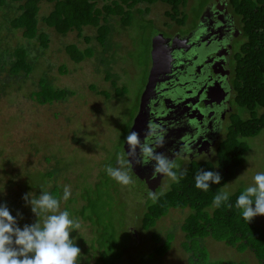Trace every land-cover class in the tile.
Segmentation results:
<instances>
[{
	"label": "rangeland",
	"instance_id": "374dc122",
	"mask_svg": "<svg viewBox=\"0 0 264 264\" xmlns=\"http://www.w3.org/2000/svg\"><path fill=\"white\" fill-rule=\"evenodd\" d=\"M50 9V5L41 4L40 16L47 14ZM4 21L5 19L0 17V55L17 45L26 46L22 33L15 31V34H11L7 31V24ZM129 30H132L133 34L136 33L134 27ZM120 31L122 30H117ZM45 32L50 40L45 51L40 52L37 43L31 42V49H37L33 55L38 58L29 76L23 79L18 77V83L11 82L12 85L3 92L1 90L5 87L3 82L8 83L9 80L5 81L6 76L0 75V203L6 202L14 213L13 216L21 214L22 218L18 217V224L21 227L27 222H32L35 216L22 199L25 193L36 194L40 189L49 192L54 183L61 187L68 185L71 188V196L76 198L79 196L86 205L87 202L100 200V194L95 190H103L101 193L103 209L100 213L103 220L109 219L104 223L108 230L114 233L115 244L113 243L112 248L114 251L125 250L129 256L118 264H130L132 261L148 257L152 244L149 242V236L155 233L162 236L169 232L174 233L175 239L170 251L163 257V264H180L183 257L180 246L185 241L180 225L188 211L170 210L157 221L154 229L146 234L142 233L139 227L140 212L146 208L151 197H145L135 177L132 178L131 184L125 186L112 178L108 179L105 171L108 165L119 166L118 158L123 157L118 138L141 86V72L137 68L145 59L143 48L147 44L148 36L141 37L140 41H137L138 35L137 40L133 37L131 43L133 51L123 52L121 53L123 55L118 54L114 57L115 61L121 64L119 83L124 84L122 87L127 101L124 105L116 103L114 101L116 99H112L113 95L105 99L104 93L98 92L100 88L108 90V83L104 84L106 73L100 70L101 66L97 60H84L75 64L65 54L64 46L77 42L75 35L62 37L53 30ZM85 34L94 36L93 32ZM120 43H123V38L118 41V44ZM79 48L83 49L84 46L81 45ZM62 66L67 70L66 74L59 73ZM110 74L112 77L116 76L115 71ZM44 76L54 87L73 91V96L51 105L36 103L37 101L30 96L38 90L37 83L39 84L40 78ZM95 85L98 88L97 94L90 90V86ZM79 105L89 111L84 114L77 112V115L73 116L72 111L79 108ZM93 111L98 114L94 115ZM236 111L242 119L249 118L247 110L236 106ZM242 141L248 146L247 152L243 155L235 176L221 189L227 191L229 195L238 189L244 190L253 183L256 173L264 172V130L256 137L243 138ZM54 168L60 171L56 178L53 181L44 179L43 175ZM126 169L132 177L127 164ZM176 169L180 170L179 167ZM100 174L104 180H100L98 189H95L94 184L99 181ZM74 182L79 186L78 190H75ZM171 183L168 181L165 184L162 193L170 188ZM160 191L161 189L156 195L161 194ZM71 199L73 200L69 197L66 202ZM77 199L78 203L71 205L70 210L74 216L75 211L83 204L79 198ZM63 207L64 203L60 205V209L63 210ZM74 216L71 217L73 220ZM256 217L254 219L257 223ZM78 222L79 229H76L75 234H70L74 242L83 243L82 248L79 247L81 255L77 264H86V259L89 260L88 264H95L99 253L91 244L96 239L98 231L92 233L86 221ZM262 222L258 224L261 225ZM133 231H136L137 238L133 237ZM107 237L109 238V234ZM206 245L212 258L232 261L242 259L248 264H254L249 252L240 255L223 243L211 239L206 240Z\"/></svg>",
	"mask_w": 264,
	"mask_h": 264
},
{
	"label": "flooded vegetation",
	"instance_id": "af4514ba",
	"mask_svg": "<svg viewBox=\"0 0 264 264\" xmlns=\"http://www.w3.org/2000/svg\"><path fill=\"white\" fill-rule=\"evenodd\" d=\"M251 1L254 2L255 0ZM92 4L95 11L101 10V12H104L102 10L105 8L120 9L122 11L119 16L113 13L106 15V25H109L110 29L104 46H100L99 42L95 40L97 38L95 36L98 35L96 27L87 26L82 30V35L86 37L89 35L85 33L93 32L94 36H90L89 42L78 38L74 32H68L64 36H60L66 37L73 34L77 41L74 42V45L79 50L92 49L93 54L84 60H97L100 64L99 66L103 68L99 67L100 70L106 73L104 84L108 83V90L105 91L101 90V88L98 89L96 85L90 86V90L95 92V94H97V89L98 92L108 93L110 96L114 94L112 83L106 77L108 73L113 71L116 72L118 87L124 85L119 83L121 64L115 61L114 57L123 52L133 51V45H131L133 37L137 40L138 35L137 41H140L141 37L148 36L147 44L143 48L145 50V59L139 67L137 66V69L141 72V86L128 111V119L119 135L118 145L121 147L120 152H123L122 158L125 161L129 159L127 165L132 178L134 176L137 178L139 175L138 177L146 182L152 183L154 181L156 186L155 195L160 189V193L163 194L162 191L165 188V184L168 181L170 183L175 181L167 175L156 173L154 171V162L137 163L134 160L136 163V171L134 172L133 159L128 158L129 146L126 143V137L133 126L137 124L141 128V136L143 137V139L140 138L141 142L150 144L156 152L163 153L168 159L174 161L180 168L179 171L174 169L177 174L187 170L191 164L206 162L213 165L216 164L219 148L227 139L229 131L234 129V120L236 118L242 119L236 111V106L238 105L235 101L237 95L236 85L240 81L237 78V69L239 60L243 57V46L248 41L247 33L244 29L242 0H154L153 2L145 0H92ZM12 7H18V5L13 4ZM12 11L14 12L12 8L8 7V4L0 6V17L7 19L13 13ZM129 16L131 20L124 24L123 20ZM100 23L103 24L102 21ZM133 27L136 32L134 34L131 32L132 30H129ZM41 29L44 33H46L45 30H53L45 26H42ZM117 30L122 31L117 32ZM7 31L9 30L7 29ZM15 31L10 30L9 32L15 34ZM118 37H120L119 40L123 38V43L118 44ZM31 42L27 44L32 46ZM81 45L84 46L83 49L79 48ZM160 47L163 50L159 51ZM154 48L159 52L153 53ZM154 55L158 57V60H155L156 63H154ZM37 85L39 84L37 83ZM145 92L146 97L143 104L142 96ZM112 99L115 98L113 97ZM116 100L114 101L118 104H127L124 96ZM101 106L104 107L103 104ZM87 111L89 109L79 105V108L72 111V115H77V112L84 114ZM94 111L93 114L97 115L98 112ZM255 112L262 113L263 109L257 107ZM153 127L166 130L162 147H158L155 144L154 136L146 135L147 129L150 130ZM136 151V159H139V149ZM114 167H116L115 164ZM102 177V174H100L99 181L94 184L95 189H98L100 180H104ZM109 178L111 177L108 175ZM108 179L106 183H108ZM69 184L72 185V183ZM73 186L75 190L79 189L75 182ZM59 188L62 189L59 198L60 205L64 203L63 210L69 211L71 218L74 216L70 212L71 205L78 203L77 198L82 202L83 200L79 196L77 198L70 196L73 200L66 202L62 199L64 187L59 186ZM92 191L93 189L90 190V192ZM95 191L98 192V190ZM40 192H36V195H39ZM159 195H156V197ZM84 205L83 202L79 209L75 211L74 221H86L92 233H97V228L80 215ZM8 208L11 211L9 206ZM178 210L188 211L180 225V230L183 233L181 227L186 217L190 214V210ZM145 211L146 208L140 212L141 217L139 220H141ZM38 214H42V219L40 220L42 222L45 213L41 212ZM256 219L257 224L263 221L261 226H264V217L260 218L258 216ZM114 227H111V229L113 230ZM139 227H141L140 222ZM75 233L76 229L73 230L71 235ZM132 234L134 238H137L136 231H133ZM168 234L173 236V242L175 236L172 232L165 235L162 234V238H165ZM183 234L185 241L180 246L183 257H181L182 261L180 260L181 262H179L180 264H189L192 252H189L188 249H191L194 245L189 242L190 240L186 238L185 233ZM195 239L197 238L194 237L193 240ZM208 239L211 238H206L203 246L207 250L209 260L232 261L212 258L206 245V240ZM213 241L216 242L215 240ZM149 242H151V238ZM91 245L96 246L94 244ZM199 245L202 244L199 243ZM226 246L232 248L228 245ZM232 249L240 255L249 252L248 250L239 252L235 248ZM249 253L251 254L250 257L253 258L254 264H262L253 253ZM232 262L248 264L247 261L242 259Z\"/></svg>",
	"mask_w": 264,
	"mask_h": 264
},
{
	"label": "trees",
	"instance_id": "16d2710c",
	"mask_svg": "<svg viewBox=\"0 0 264 264\" xmlns=\"http://www.w3.org/2000/svg\"><path fill=\"white\" fill-rule=\"evenodd\" d=\"M145 1L153 2L154 0ZM43 3L50 5L51 9L48 14L40 16V5ZM6 4L14 10L4 21L7 24V29L20 31L26 44L35 41L38 46L35 48L37 47L40 52L45 51L50 42L48 34L42 31V26L51 28L62 36L68 32H74L78 38H82L85 42H89L91 37L82 35L83 28L96 27L98 35L95 36L97 37L95 40L99 42L100 46H104L110 29L109 25H106V15L113 13L119 16L122 13L120 9L112 10L110 8L102 10L104 12L95 11L92 0H0V6H6ZM11 4H16L18 7H12ZM242 5L244 29L248 41L243 46V57L239 60L237 69V78L240 81L236 85L235 101L239 107L248 111L249 118L234 120V129L229 131L227 139L219 148L215 165L208 162L195 163L191 164L187 170L178 173V176L183 173L179 182L172 183L165 193L157 196V199L149 201L140 220V229L142 230L140 232L146 234L170 209H189L190 214L181 227L186 238L194 245L191 249L187 248L189 252H192L189 264H237L232 261L209 260L207 250L203 246L204 240L208 237L235 248L239 252L248 250L264 264V226L258 225L254 218L251 222H247L242 218L241 211L235 207V201L243 189H238L230 194L229 200L222 203L220 207H215L212 203L214 195L220 192L235 176L241 165L242 157L248 149L246 142L242 139L256 137L264 130V0H255L254 2L242 0ZM101 15L103 16L100 17ZM129 20H131L130 16L125 18L123 23L127 24ZM101 21L103 24L100 23ZM34 51L37 49L32 50L30 44L25 47L17 45L0 55V75L4 74L5 81L9 80L8 83L3 82L5 85L1 89L3 92L12 85L11 82L18 83V77L23 79L33 72L34 62L38 58L33 55ZM64 52L74 63H79L93 54L92 49L81 51L74 44L65 45ZM66 71L63 66L59 68L61 74H66ZM106 77L112 83L114 98L121 99L124 96V88L118 87L116 76L112 77L108 73ZM72 95L73 91L54 87L44 76L39 80L38 90L33 92L30 97L40 105H51L66 100ZM104 96L107 99L111 97L108 93H104ZM257 107L263 109V112H255ZM201 168L219 172L222 177L221 183L210 185L208 191L197 189L194 178ZM59 172V169L54 168L51 172H46L43 178L47 181L53 180ZM47 181L44 182L47 183ZM60 189L54 183L49 192L60 198ZM39 191L42 192L43 189ZM102 191L98 190L100 200L87 202L79 214L84 220H89L98 230L96 239L92 242L96 245L94 250L99 253L95 264H118L127 257L128 253H125V250L114 251L112 248L113 243L115 244L114 233L110 232L104 223L109 219L103 220L100 213L103 209ZM229 204L232 206L228 207ZM41 219L42 214H38L34 216L32 222L25 224H31L35 220L40 221ZM107 234H109V238ZM194 237L197 239L193 240ZM150 238L152 244L149 256L132 261L130 264H163V257L170 250L173 236L168 234L162 238L155 233ZM75 244L82 248V241L75 242ZM84 253L87 252L84 251ZM88 262L89 260L86 259L85 263L88 264Z\"/></svg>",
	"mask_w": 264,
	"mask_h": 264
},
{
	"label": "clouds",
	"instance_id": "9594fccd",
	"mask_svg": "<svg viewBox=\"0 0 264 264\" xmlns=\"http://www.w3.org/2000/svg\"><path fill=\"white\" fill-rule=\"evenodd\" d=\"M146 135L154 136L155 144L162 147L166 130L153 127L147 129ZM126 143L129 146L128 158L137 163L154 162L156 173L167 175L175 182L183 177V173L178 176L174 171L178 167L174 161L163 153L156 152L150 144L141 142L137 132H129ZM137 149L139 159H136ZM117 163V167L106 166V173L122 185L131 184L132 177L126 169L129 159L124 161L118 158ZM194 179L197 189L208 191L210 185H219L222 177L217 171L201 168ZM70 196L71 188L65 185L62 199L67 201ZM150 196L153 200L157 199L155 193ZM22 199L35 216L39 212L45 215L42 222L35 220L20 227L18 217L22 218L21 214L13 216L7 204L0 203V264H77L81 250L70 234L79 229L80 224L70 218L69 211L60 209V199L47 191H42L39 195L28 192ZM228 200L229 193L220 191L214 195L212 203L215 207H220ZM235 207L247 222H251L256 216H264V172L254 175L253 183L237 197Z\"/></svg>",
	"mask_w": 264,
	"mask_h": 264
},
{
	"label": "water",
	"instance_id": "95a60500",
	"mask_svg": "<svg viewBox=\"0 0 264 264\" xmlns=\"http://www.w3.org/2000/svg\"><path fill=\"white\" fill-rule=\"evenodd\" d=\"M160 50H163L162 49V47H160V49H159V51ZM158 50H156V48H154L153 49V53H155V52H159ZM156 54V53H155ZM155 59H154V63H156V59L158 58L157 57V55L155 56H153ZM158 60V59H157ZM155 67V66H154ZM149 87H151V86H149ZM149 87H147V88H149ZM148 93V92H147ZM145 97H146V92L144 93V95L142 96V101H143V104H144V100H145ZM131 131H135V132H137L138 134H139V138H141V139H143V137L141 136V128L136 124V125H134L133 126V128L131 129ZM135 166H136V163L134 162V160H133V168H134V172L136 171V169H135ZM139 176V175H138ZM137 176V178H136V176H134L135 177V179L137 180V181H139V186L141 187V192H143L146 196H150V194H152V193H154V190H155V184H154V181L152 182V183H150V182H146L144 179H142V178H140V177H138ZM147 188H148V190H147Z\"/></svg>",
	"mask_w": 264,
	"mask_h": 264
}]
</instances>
